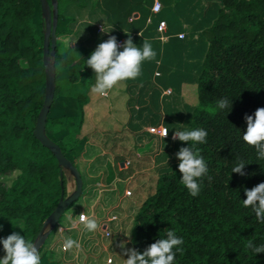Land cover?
Masks as SVG:
<instances>
[{
	"label": "trees",
	"instance_id": "1",
	"mask_svg": "<svg viewBox=\"0 0 264 264\" xmlns=\"http://www.w3.org/2000/svg\"><path fill=\"white\" fill-rule=\"evenodd\" d=\"M58 6L52 108L59 98H72L79 121L67 126L66 116L49 114L47 135L81 173L84 195L88 178L74 153L98 127L107 128L110 117V101L91 92L95 73L86 61L113 36V12L94 0H58ZM67 21L63 31L61 24ZM99 25L110 33L99 31ZM44 34L40 0H0V240L16 232L34 243L67 196V171L34 134L45 100ZM203 35L208 42L198 77L203 109L193 129L208 133L205 143L195 145L208 172L198 180L199 194L192 196L181 183L180 161L163 167L138 209L131 243L143 253L172 230L184 241L183 254L177 252L174 264H264V253L246 246L249 241L264 244V223L251 206L243 205L245 189L264 182V159L242 138L245 115L264 108V0H221L217 17ZM61 68L69 70L64 80ZM223 98L230 103L221 110L217 101ZM100 106L102 117L96 111ZM179 145L190 147L181 141ZM237 159L246 164L245 176L232 172ZM60 226L40 251L41 259L55 246L52 238ZM1 252L6 254L2 243Z\"/></svg>",
	"mask_w": 264,
	"mask_h": 264
},
{
	"label": "crops",
	"instance_id": "2",
	"mask_svg": "<svg viewBox=\"0 0 264 264\" xmlns=\"http://www.w3.org/2000/svg\"><path fill=\"white\" fill-rule=\"evenodd\" d=\"M94 2L113 12V36L122 42L121 51L130 35L138 47L144 39L149 40L157 55L155 60L143 62L140 77L121 82L104 96L110 101L107 128L98 127L74 153L88 178L86 206L66 215L65 225L60 226L63 231L59 228L56 234L59 244L53 242L55 246L43 256L41 264H108L110 258L112 264H124L128 257L120 245L123 242L133 248L131 229L153 186L152 178L177 159L180 141L172 139L173 132L187 116L192 117V108L197 107L198 77L208 50L203 32L211 27L221 8V0ZM156 2L161 4V11L153 14ZM161 22H166L164 30L160 29ZM67 24H61L63 31ZM68 76L69 70L61 68V80ZM102 109L100 106L96 110L100 117ZM65 116L67 126L79 121L76 101L69 97L59 98L50 111V118ZM152 127L166 128L169 137L151 134ZM102 156L106 160H99ZM73 180L67 181V196L76 189ZM127 191L132 195L127 196ZM81 213L96 219L99 228L95 232L78 223ZM113 217L117 219L110 221ZM73 220L77 222L75 227ZM104 226L111 231L110 238L104 237ZM68 237L77 240L80 248L63 251V241ZM4 256L1 252L0 259Z\"/></svg>",
	"mask_w": 264,
	"mask_h": 264
},
{
	"label": "clouds",
	"instance_id": "3",
	"mask_svg": "<svg viewBox=\"0 0 264 264\" xmlns=\"http://www.w3.org/2000/svg\"><path fill=\"white\" fill-rule=\"evenodd\" d=\"M101 31L110 33L105 30V25ZM122 47L123 50L121 51V45L118 43L117 37L110 35L107 41L98 45L86 61L87 67L95 73V84L91 87L92 93L106 96L110 90L121 82L135 80L140 77L142 73L141 66L144 61L156 59L157 54L153 50L151 42L147 39L143 40L142 47H138L129 35ZM156 63L159 64L160 61L156 60ZM229 103L228 99L223 98L217 101V107L223 110L229 106ZM244 119L247 128L243 133V141L256 149L258 159H264V108H258L254 115L246 114ZM207 135L208 133L203 128L189 129L183 125L177 128L172 135L174 141L179 140L190 144V147H181L176 153V158L180 161L178 168L182 174L181 183L192 196L199 194L200 184L198 180L208 172L205 159L195 146L196 144L205 143ZM245 165L242 160L237 159L232 172L245 176ZM245 194L247 198L243 200L244 207L251 206L257 220L264 223V182L251 190L245 189ZM78 221L89 232H95L99 228L96 219L86 213H81ZM76 223L75 220L72 221L73 227L76 226ZM0 243H2L6 253L0 259V264H41V256L37 246L19 233L13 232L7 238L0 240ZM183 243V239L178 238L174 231L167 230L166 238H161L152 243L143 253L134 247L127 248L123 242L120 247L125 249L123 254L128 257L124 260V264H174L177 252L183 254L184 249L180 247ZM246 246L256 254L264 253V244L256 246L252 241H249ZM74 247L76 249L80 248L77 240L68 237L63 241V251L67 252ZM174 249L176 251H173ZM108 264H112V261L109 260Z\"/></svg>",
	"mask_w": 264,
	"mask_h": 264
},
{
	"label": "water",
	"instance_id": "4",
	"mask_svg": "<svg viewBox=\"0 0 264 264\" xmlns=\"http://www.w3.org/2000/svg\"><path fill=\"white\" fill-rule=\"evenodd\" d=\"M40 2L42 9V17L45 22L43 62L46 76V90L44 105L37 119L34 134L36 138L42 143V145L49 149L52 154L56 157L59 166L68 171L70 175L75 179L76 189L71 195L63 197L60 200L54 212L45 221L41 231L39 232L34 241V244L37 246L39 252L47 243L50 235L60 225L64 214L69 211L71 207L81 199L84 192V182L81 173L74 166V164L63 154L59 145L53 142L47 135V122L52 105L55 100V94L57 89V67L53 59L56 57L57 50L59 6L58 0H40Z\"/></svg>",
	"mask_w": 264,
	"mask_h": 264
},
{
	"label": "rangeland",
	"instance_id": "5",
	"mask_svg": "<svg viewBox=\"0 0 264 264\" xmlns=\"http://www.w3.org/2000/svg\"><path fill=\"white\" fill-rule=\"evenodd\" d=\"M37 22L39 23V19H38ZM197 39L199 40V38H197ZM200 71H201V69H200ZM161 74H163L164 77H165V73L163 71H161ZM178 75L180 76L181 74L178 73ZM197 97L196 98L198 99V104H197V107L195 109L192 108V111H193L192 112V117L187 116L186 119H185V122L183 124H180V126L183 125L184 127H187L189 129H193V127H194V118L200 112V110L203 109V108L200 107V104H199V95L198 94H197ZM154 108H155L154 105H151L150 106V109H153L154 110ZM207 110L210 111V112H212V113L215 111L213 107H208ZM80 168H82V167L80 166ZM66 180L67 181H69V180L70 181H74L73 180V177L70 175V173L68 171L66 172ZM131 188L134 190V187L133 186H131ZM87 193H88V191H87V187H86L85 194L81 197V199L79 200V202L75 203L74 204V207L71 210L67 211V213H65V214L68 215V214L73 213L75 210L84 209L85 206H86V203H87L86 202ZM61 224L65 225L64 220L61 222ZM134 226H135V224H134ZM134 226H133V228H134ZM131 230H133V229H131ZM53 242L54 243L55 242L56 243H59V238L56 235L52 238V244H53Z\"/></svg>",
	"mask_w": 264,
	"mask_h": 264
},
{
	"label": "built area",
	"instance_id": "6",
	"mask_svg": "<svg viewBox=\"0 0 264 264\" xmlns=\"http://www.w3.org/2000/svg\"><path fill=\"white\" fill-rule=\"evenodd\" d=\"M160 11H161V4L156 2L154 4L153 8H152V12H153V14H158V13H160ZM165 28H166V22H161L160 23V29L164 30ZM101 29H102V25H99V31H101ZM182 37H184V36H182ZM119 44H122V42H120ZM149 132L151 134H153V135H158V136H160L162 138H168L169 137V132H168V130L166 128L152 127V128L149 129ZM166 135H168V136L165 137ZM126 195L127 196H131L132 192L131 191H127ZM116 219H117L116 217H113V218L110 219V221H114ZM78 223H79V221H78ZM60 231H63V229L60 228ZM102 232H103V235H104L105 238H110L111 235H112L111 231L108 229L107 226H104V228H102ZM109 260H111L113 262L112 258L108 259V261Z\"/></svg>",
	"mask_w": 264,
	"mask_h": 264
}]
</instances>
